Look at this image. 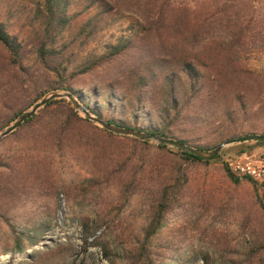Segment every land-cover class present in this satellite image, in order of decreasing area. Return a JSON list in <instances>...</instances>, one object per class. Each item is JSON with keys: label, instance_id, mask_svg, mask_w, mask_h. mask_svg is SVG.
I'll return each instance as SVG.
<instances>
[{"label": "trees", "instance_id": "16d2710c", "mask_svg": "<svg viewBox=\"0 0 264 264\" xmlns=\"http://www.w3.org/2000/svg\"><path fill=\"white\" fill-rule=\"evenodd\" d=\"M84 1L83 9L76 11L77 0H30L28 8L8 5L5 16L0 15V131L51 91L71 93L111 126L203 151L239 136L245 121L263 112L264 97L254 96L241 80L251 79L264 89V76L242 63L243 54L264 50V0H182L177 5L179 0ZM127 13L136 19L100 44L99 38ZM163 33L181 35L192 46L204 38L221 41L210 62L204 63L184 56L162 57L148 49V39ZM94 42L98 46L86 50ZM93 134L150 144L96 126L64 99L46 103L9 138L21 136L33 145L62 149L83 139L95 140ZM206 134L214 135L212 142H206ZM240 145L230 157L264 142ZM174 154L186 165H206L227 155L200 159L178 149ZM222 167L233 184L241 183ZM188 179L178 169L156 188L147 224L138 234L121 232L106 241L105 222L82 220L83 249L97 248L107 264H195L196 256H184L179 246L160 238L165 215ZM250 185L264 218L262 196ZM98 187V182L87 180L79 189L87 194ZM63 193L41 152L0 155V256L36 264L40 254L25 250L41 243L58 223L55 217H35L22 208L51 196L59 207ZM255 248L264 254V226Z\"/></svg>", "mask_w": 264, "mask_h": 264}, {"label": "rangeland", "instance_id": "374dc122", "mask_svg": "<svg viewBox=\"0 0 264 264\" xmlns=\"http://www.w3.org/2000/svg\"><path fill=\"white\" fill-rule=\"evenodd\" d=\"M180 2L182 0L175 5ZM85 4L84 0H77L74 10L81 11ZM8 5L13 9L28 8L30 0H0L1 16H5ZM12 16V20H16ZM132 18L135 15L130 13L120 18L99 38L100 44L113 32L124 28ZM220 39H199V43L192 46L181 35L163 33L156 39L149 38L147 47L162 57L184 56L207 63L215 46L220 45ZM98 44L94 42L86 50ZM242 63L250 72L264 76V50L243 54ZM86 81L88 77H83V82ZM241 84L251 87L249 91L254 96L264 97V89L256 86L253 80L243 78ZM240 130L239 136L264 132V109L251 115ZM9 136L0 141V155L41 152L49 164L54 184L61 186L64 192L60 194L59 207L51 196L36 198L22 208L35 217H55L58 223L41 243L25 250L26 254H40L36 264H107L97 248L86 246L83 249L81 221L105 222L102 230L108 229L105 230L106 241L110 240V235L121 232L140 233L147 224L156 188L178 169L186 172L188 183L176 205L165 215L160 238L179 246L184 256H196L195 264H205V258L210 264H264V254L255 248L260 242L264 218L252 186L246 181L233 184L220 161L186 165L174 154L172 147L159 149L153 142L144 145L123 137L98 134L92 135L95 140L83 139L62 149L33 145L21 136ZM213 136L207 135L206 142H212ZM239 146H229L222 154L231 156ZM257 150L255 147L247 152ZM87 180L98 182L99 187L83 194L79 186ZM21 261V258L10 261L7 255L0 256V264Z\"/></svg>", "mask_w": 264, "mask_h": 264}, {"label": "water", "instance_id": "95a60500", "mask_svg": "<svg viewBox=\"0 0 264 264\" xmlns=\"http://www.w3.org/2000/svg\"><path fill=\"white\" fill-rule=\"evenodd\" d=\"M54 99H64L70 102L75 107L76 111L80 115H82L83 118H87L89 121H91L95 125L109 132H112L118 135L129 136V137L142 138L150 142H153L156 145H164L167 147H172L173 149L181 150L183 152L189 153L193 155L194 157H197L200 159H210V158H215L217 156H220L225 148L232 146V145H238V144H243V143L264 142L263 133H248V134H244V135H240L237 137L227 139L221 142L220 144H218L211 151H203L201 149L193 148L186 144L173 141L167 138H163L157 135L143 134V133H139L133 130H125V129H120V128L111 126L105 123L103 120L92 115L87 109H85L82 106V104H80L75 99V97L71 93L65 92V91H51L45 94L37 103L34 104V106H32L30 109L25 111L22 115H20L7 128L0 131V141L4 139L5 137H7L8 135H10L13 131H15L26 119H28L29 117L37 113L41 108H43V106L46 103Z\"/></svg>", "mask_w": 264, "mask_h": 264}, {"label": "built area", "instance_id": "2783aa9c", "mask_svg": "<svg viewBox=\"0 0 264 264\" xmlns=\"http://www.w3.org/2000/svg\"><path fill=\"white\" fill-rule=\"evenodd\" d=\"M220 163L233 178L254 184L264 201V146L235 157L222 155Z\"/></svg>", "mask_w": 264, "mask_h": 264}]
</instances>
